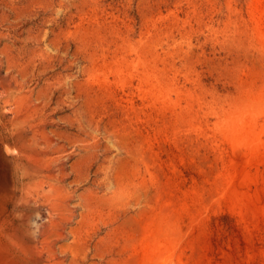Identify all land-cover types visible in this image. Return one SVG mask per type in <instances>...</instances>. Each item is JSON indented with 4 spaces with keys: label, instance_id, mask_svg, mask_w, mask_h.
<instances>
[{
    "label": "rangeland",
    "instance_id": "374dc122",
    "mask_svg": "<svg viewBox=\"0 0 264 264\" xmlns=\"http://www.w3.org/2000/svg\"><path fill=\"white\" fill-rule=\"evenodd\" d=\"M263 132L264 0H0V264H264Z\"/></svg>",
    "mask_w": 264,
    "mask_h": 264
},
{
    "label": "bare ground",
    "instance_id": "6f19581e",
    "mask_svg": "<svg viewBox=\"0 0 264 264\" xmlns=\"http://www.w3.org/2000/svg\"><path fill=\"white\" fill-rule=\"evenodd\" d=\"M263 112V111H262ZM262 131V130H261ZM243 132V131H242ZM263 134H264V132H263ZM258 136V135H257ZM257 136H255L256 138H257ZM253 138V137H252ZM255 140V139H254ZM261 142V141H260ZM250 145H252L251 143H250ZM254 147V146H253ZM41 152V151H40ZM38 160V159H37ZM33 161V160H32ZM33 162H36L35 160L33 161ZM39 162V161H38ZM45 168H47V167H45ZM59 208V207H58ZM54 220V219H53ZM66 220H67V218H66ZM65 221V220H64ZM55 223V222H54ZM56 225V224H55ZM67 225V224H66ZM51 226V225H50ZM49 226V227H50ZM56 227V226H55ZM63 227V226H62ZM62 227H61V229H62ZM66 227V226H65ZM54 228V227H53ZM57 228V227H56ZM60 229V230H61ZM58 230H59V228H58ZM64 230V229H63ZM43 231H44V229H43ZM66 231V230H65ZM64 231V232H65ZM57 234H60L59 232L57 233ZM14 235H15V233H14ZM15 236H17L18 238H19V240L21 239V238H23L22 237V235H21V233H19L18 234V232H17V234L15 235ZM62 236H64L63 234H62ZM59 238V237H58ZM65 238V237H64ZM36 239V238H35ZM62 239H63V237H62ZM61 240V239H60ZM21 242H23L22 240H20ZM56 241V240H55ZM62 243V242H61ZM22 244H24V245H22V248H23V252L24 253H27L28 251H29V246H26V244H25V242H23ZM52 245V244H51ZM50 246V245H49ZM59 246V245H58ZM61 247L62 246H60V249H61ZM44 249H46V247L44 248ZM28 250V251H27ZM42 250V249H41ZM63 250V249H62ZM46 251V250H45ZM61 252V251H60ZM37 251H35L34 249H33V251H31L30 250V253H29V256L31 257L30 259H32V260H35L36 259V257H37ZM42 255V254H41ZM48 255V254H47ZM22 256V255H21ZM56 262V261H55ZM59 262V261H58ZM60 262H61V260H60ZM4 263V262H3Z\"/></svg>",
    "mask_w": 264,
    "mask_h": 264
}]
</instances>
